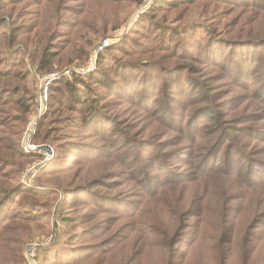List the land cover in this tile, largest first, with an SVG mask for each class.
I'll list each match as a JSON object with an SVG mask.
<instances>
[{"label":"rangeland","instance_id":"374dc122","mask_svg":"<svg viewBox=\"0 0 264 264\" xmlns=\"http://www.w3.org/2000/svg\"><path fill=\"white\" fill-rule=\"evenodd\" d=\"M0 1L8 4L7 12L16 11L8 17L11 26L37 23L27 36L47 31L58 45L66 37L71 40L74 55L60 62L58 55L47 74L70 69L56 79L94 75L79 81L77 91L83 101L94 98L106 117L82 122L86 107L74 102L66 107L57 101L48 108L41 99L39 58L17 46L25 55L19 54L16 71L31 72L26 87L38 107L16 136V106L14 110L7 103L9 93L0 95V140L14 139L11 147L16 150V166L0 164V188L17 187L16 199L4 205L12 213L3 220L10 226L1 231L0 252L5 245L6 256L0 264H27L33 243H40L37 264L43 259L47 264H166L171 242L176 243L173 256L187 252L196 220L205 242L187 264L220 259L219 248L209 241L223 248L212 237L228 229L233 233L235 223L239 239L229 264H264V0ZM107 38L110 44L101 48ZM186 65L194 67L185 71ZM114 72H119L118 80ZM107 76L114 77V90L105 88L111 82ZM62 84H56L54 95L62 96ZM164 85L167 94L162 96ZM143 96L166 100L168 112L183 110L173 131L162 124L168 120L150 119L157 133L149 134L151 143H159L166 133L171 137L164 147L144 145L148 134L143 111L130 104ZM47 128L51 136L43 141L38 131ZM210 144L251 155L257 161L252 179L258 185L236 188L221 170L197 169L199 157H211L213 152L204 149ZM42 145L49 149H40ZM118 153L124 157H113ZM85 183H90L88 192H82ZM228 201L243 203L231 210ZM250 201L262 206L256 202L254 211ZM16 225L26 226L27 232L11 229ZM47 246L55 250L45 255Z\"/></svg>","mask_w":264,"mask_h":264},{"label":"trees","instance_id":"16d2710c","mask_svg":"<svg viewBox=\"0 0 264 264\" xmlns=\"http://www.w3.org/2000/svg\"><path fill=\"white\" fill-rule=\"evenodd\" d=\"M239 1L245 2L244 0H239ZM7 8H8V4L0 1V77L2 76L1 77L2 80H0V90H3V92L0 93V95L9 93V95H7V97L5 98L9 100V102L7 103L11 104L12 109L15 108L13 106H16L18 115L17 117L15 115L14 118L15 120L17 118V121L19 122L18 126L16 127L17 128L16 136H19L22 133L24 125L27 123L29 115L37 109L38 104L36 105L34 101L35 94L33 95L28 94V88L26 87V84L29 80V76L31 72L27 71L26 69H20L19 71H16L17 66H19V63H17V58H19V54L23 53L25 55V52L21 48H17V46L21 44L25 48V50L27 49L26 52L29 54V56H31V58L32 57L39 58L37 69L39 73L42 75L47 74V70L53 69V66L55 64L54 63L55 58L58 55H60L58 57V60L60 62L64 59H67L68 55L69 57L73 56L76 51V48H75V45L71 42V40L70 41L67 40V37L65 38L66 42L64 44L60 43V45H58V42L53 41L51 39V37L54 36V33L49 34L47 31H44V32L36 31L33 37L27 36L28 34H32L35 31V29L37 28V23H31V24L23 23V24L17 25V22H16L11 26L12 22L7 23V20L9 19L8 17L13 18L16 11L7 12L6 11ZM38 15H40V12H38ZM261 40H264V39H261ZM237 43H240V41H237ZM39 51L41 52V54H39ZM1 56H5V57L1 58ZM262 56H264V54ZM5 58H7L8 60L5 61L6 60ZM193 67H194L193 65H186V67L183 69L186 71V69L189 70L190 68H193ZM235 68L236 70H238V72H236V75L240 76L239 74L242 72L240 67L238 65H235ZM184 70H181V72H185ZM114 73L118 74L116 76V79L118 80L119 75H120L119 72H114ZM196 74H198V71H196ZM229 74L231 75L232 71H229ZM73 75L67 76V77H61L59 79L54 80L50 84L49 98L46 101L47 107L48 108L51 107L52 104H54L57 101L59 102L60 105L66 106V107L73 106V102L80 103L81 106L86 107V109L82 111L84 112L83 113L84 118L82 119V122L88 121L89 124H92V123H98V122L104 121L106 118L105 114L103 113L102 109L99 108V106L95 105V103L92 102L94 101V98L90 100L85 99V101H83L81 94L77 91L79 88L78 87V83H80L79 81H84V80H87L88 78H93L95 76L87 75V74L85 75L73 74ZM200 75L203 78L205 76V73L203 72L202 69L199 68L198 76ZM106 78H108L111 82H105V85H104L105 88L114 90L116 86L114 77L107 76ZM61 83H63L62 85L65 86V90L61 91L62 96L54 95L56 84H61ZM200 85H201V82H200V79H198L197 86L199 87ZM166 90H167V86L164 85L160 90V94L164 96V94H167ZM27 95H29L30 98H33L31 103H29ZM1 98H4V97H1ZM1 98H0V101H1ZM139 98H142V99H139ZM166 99L169 101L171 100V97L166 98ZM38 100H39V90H38ZM164 102H162V100L155 99V97L151 98V97H145V96L133 98L130 101V104L139 106L140 110L143 111L144 115L142 116L147 123V128L145 129V132L148 134L147 137H145L144 139V145H147L148 148L150 145H157V146L164 147L165 145L169 144L171 140V137H169L168 133H166L161 137L159 143H151L152 140L149 138V134H157V133L155 132V128L153 127V124L149 123L150 119L154 118L157 120L158 118H164L168 120V122H162V124L170 128L171 129L170 131H173L174 126L179 125L177 121L178 118H180V115L183 114V110L181 109H179L178 111L174 109H170L168 112V108L166 107ZM35 106H36V109H35ZM164 113L166 115H164ZM43 121H44V116L40 119L39 122L42 123ZM112 122L115 123L114 121ZM13 135H14V132H13ZM40 135H42V140L46 141L51 136V131L48 128L45 129V131H38L37 136L39 137ZM37 136L34 138L37 139ZM123 136H126L128 138L127 134ZM53 139H56V137H53ZM13 140L14 139H7L6 142L3 139L0 140V150L1 149L4 150L3 155H0L1 165L4 163L5 165H8V166H11V165L13 166V164H15L16 166V150H14L11 147ZM168 146H166L165 148H168ZM143 148H146V147L143 146L141 150ZM193 148L194 147H192V149ZM204 149L208 153L210 152H213V153L211 157L207 160H204V157H199L197 159L198 160L197 163H195V166L197 167V169L203 166L206 170L211 169L212 172L221 170L222 171L221 175L227 178L228 180L232 179V185L235 186L236 188H246L249 183H251L248 185L249 187L258 185L257 183H255L256 181L252 179V172L255 168V163L257 161L253 159L251 155H248L247 152L242 151L240 149L238 150L226 149L225 147L218 149L217 147H214V145H212V148H211V144L206 146ZM188 154L191 157L193 156V153H188ZM120 156L124 157V154L118 153L117 155L113 157H120ZM134 158L131 157L132 161L130 163V167L133 168V171L135 172L136 164L133 163ZM120 164L123 165L124 163L120 162ZM55 166L56 164L51 168H54ZM261 171H264V169H262ZM174 179L175 178L171 180H174ZM252 180L254 182H252ZM262 180L263 179L260 178L258 181L261 182ZM134 181L135 180L132 179V182ZM202 182L205 183L206 181L202 180ZM160 184H163V183H160ZM89 185L90 183H85V187H82L83 188L82 192H84V190L88 192L90 188ZM181 185L184 187L185 183L183 182ZM198 186H199V183H198ZM157 187L152 192H155L157 190ZM16 188H17L16 185L10 186L8 188H4V187L0 188V192H1L0 207H3L4 209L3 213H1V210H0V240H3L1 231L7 229V227L10 226L8 225L9 223H4L3 225V220L5 217L10 216L12 213L10 211L11 207H8V206L4 207V205H7V203L12 198L14 199L16 197ZM13 193L15 194V196H13ZM145 195H147V192L143 194V196ZM198 195L199 193L195 194L194 198L196 199ZM232 195L233 194L230 192L229 196H232ZM228 202H229L228 206L231 210H237L240 203H243V201H235L236 204L231 205V202L233 201H228ZM250 202L253 205L254 211L256 210V205L257 207L262 206V204L258 203L257 201L255 202L250 201ZM140 203L141 201H137L136 204H140ZM129 204L135 205L133 201L129 202ZM171 214L174 215L172 211H171ZM231 219H235L236 222L238 221V218L233 215ZM206 225L207 224H205V227ZM236 227H237V224L235 223L233 233H229L230 229H228L227 232L221 234L222 235L221 237L219 238L212 237V239L215 240V242L221 243L223 245V248L218 246L219 244L216 243L217 246H215V244L212 241H209L213 248H217V249L219 248L218 253L220 255V259H218L217 256L213 257V259L210 261L211 264H222L223 262H226L227 264H229V262L233 260V258L235 257V252L233 249H235V243L239 239V236H237ZM13 228L16 229V231L19 230V232H21V230L23 232H27V227L23 225H16V226H13L11 229ZM196 228H197L196 231L193 232L194 234L191 233L192 235L188 238V241L185 245L186 246L185 250H187V252H184V253L181 252L180 254H176L173 256L172 253H173V250L175 249L176 243L174 242L170 243L169 253L166 252V257H168L166 264H175V263L176 264H187L186 262L189 260H190V263H193V261L191 260L192 253L196 252L200 254V252L195 251V249L199 248L200 244L205 242L204 237L201 235L202 226H201L200 220H196ZM217 228L218 227H216L215 230H218ZM2 248L4 251L3 253L0 252V258L1 256H4V257L6 256L5 255V245H3ZM248 249L249 248L246 245L245 252H248ZM53 250H55V248L52 246H49V247L47 246L43 249V251L45 252V255L48 252L53 251ZM15 257H16V254L13 255L12 259ZM251 259L253 258L251 257L250 260ZM42 262L44 264H47L49 261L43 259ZM198 262L201 264H204L202 260H198Z\"/></svg>","mask_w":264,"mask_h":264},{"label":"built area","instance_id":"2783aa9c","mask_svg":"<svg viewBox=\"0 0 264 264\" xmlns=\"http://www.w3.org/2000/svg\"><path fill=\"white\" fill-rule=\"evenodd\" d=\"M110 44V40L107 38L105 41L102 43L101 48L104 46H107ZM67 74H70L71 70L66 69L64 71ZM64 72H53L49 73L47 75L41 76L40 81H41V99L42 101H47L48 96H49V86L50 84L57 78L60 77ZM43 107H40V111H42ZM46 241V240H45ZM40 246V243H33L30 247V251L26 254L27 258V264H37V249Z\"/></svg>","mask_w":264,"mask_h":264},{"label":"water","instance_id":"95a60500","mask_svg":"<svg viewBox=\"0 0 264 264\" xmlns=\"http://www.w3.org/2000/svg\"><path fill=\"white\" fill-rule=\"evenodd\" d=\"M41 148H43V149H49V146H47V145H42L41 147H40V149Z\"/></svg>","mask_w":264,"mask_h":264}]
</instances>
